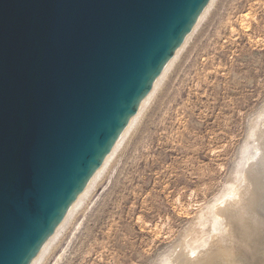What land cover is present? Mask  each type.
<instances>
[{"label":"water","instance_id":"95a60500","mask_svg":"<svg viewBox=\"0 0 264 264\" xmlns=\"http://www.w3.org/2000/svg\"><path fill=\"white\" fill-rule=\"evenodd\" d=\"M216 0H0V264H54Z\"/></svg>","mask_w":264,"mask_h":264},{"label":"rangeland","instance_id":"374dc122","mask_svg":"<svg viewBox=\"0 0 264 264\" xmlns=\"http://www.w3.org/2000/svg\"><path fill=\"white\" fill-rule=\"evenodd\" d=\"M263 104L264 0H216L54 264H176Z\"/></svg>","mask_w":264,"mask_h":264},{"label":"bare ground","instance_id":"6f19581e","mask_svg":"<svg viewBox=\"0 0 264 264\" xmlns=\"http://www.w3.org/2000/svg\"><path fill=\"white\" fill-rule=\"evenodd\" d=\"M254 116L234 178L199 210L197 235L182 245L176 264H264V104Z\"/></svg>","mask_w":264,"mask_h":264}]
</instances>
